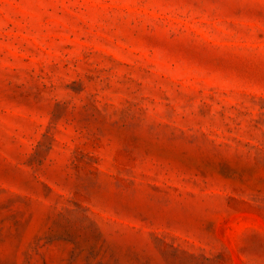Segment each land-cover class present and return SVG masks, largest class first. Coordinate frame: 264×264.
I'll use <instances>...</instances> for the list:
<instances>
[{
    "label": "rangeland",
    "instance_id": "obj_1",
    "mask_svg": "<svg viewBox=\"0 0 264 264\" xmlns=\"http://www.w3.org/2000/svg\"><path fill=\"white\" fill-rule=\"evenodd\" d=\"M0 264H264V0H0Z\"/></svg>",
    "mask_w": 264,
    "mask_h": 264
}]
</instances>
